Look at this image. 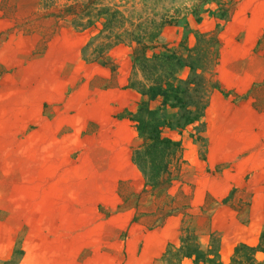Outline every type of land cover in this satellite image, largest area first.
Masks as SVG:
<instances>
[{"label":"crops","instance_id":"crops-1","mask_svg":"<svg viewBox=\"0 0 264 264\" xmlns=\"http://www.w3.org/2000/svg\"><path fill=\"white\" fill-rule=\"evenodd\" d=\"M231 1L209 74L216 88L202 118L204 156L190 135L194 125L162 129V136L180 141L196 183L208 184L200 192L212 201V224L223 213L232 216L223 226L231 233L222 237L225 248L256 245L264 226V0ZM3 3L0 120L18 122L0 144V263L16 247L22 251L17 264H120L123 244L163 249L168 220L155 230L145 217L135 220L153 198L145 195L144 176L133 161L140 139L133 117L146 98L129 85L131 48L119 44L104 63L86 61L81 51L87 33L65 27L67 37L50 40L46 53L59 42L52 58L33 60L28 74L10 72L13 65L1 58L10 25ZM206 20L198 26L201 33L216 27L209 19L203 28ZM176 31L163 27L160 43L172 47ZM188 74L185 66L176 77ZM161 102L156 98L150 107L168 117L176 113L162 110ZM135 230L137 237L122 242V233Z\"/></svg>","mask_w":264,"mask_h":264},{"label":"trees","instance_id":"trees-1","mask_svg":"<svg viewBox=\"0 0 264 264\" xmlns=\"http://www.w3.org/2000/svg\"><path fill=\"white\" fill-rule=\"evenodd\" d=\"M63 1V2H62ZM46 17L58 21H68L75 29H97V34L84 47L86 61L104 63L107 51L119 44L128 45L131 50L133 67L138 65L142 81L135 79L133 70L129 85L138 90L146 99L142 100L134 115V121L141 143L133 152V161L145 179L144 191L151 194L165 192L172 181L170 172L171 156L180 141L162 136V129H185L194 125L192 137L200 141L204 129L202 118L212 89L216 88L209 74L216 64L218 54L219 23L211 33L201 34L196 45L188 49L187 56L172 53L165 45L155 44L167 20L149 26L144 17L133 18L122 4L113 6L104 0H39ZM221 11V12H220ZM218 12L220 21H226V4ZM101 23V28L96 23ZM151 24H154L152 22ZM95 45L92 53L89 47ZM162 48L164 52H156ZM154 50L153 52H150ZM189 68V76L182 80L176 77L180 67ZM133 69V68H132ZM161 98L162 110L166 107L177 109L168 118H163L161 109H152L150 102ZM22 251L17 252L2 264H17ZM191 259L192 264H223L219 259L218 242L212 240L203 249L196 234L189 228L182 229L179 246L168 245L162 264H180L183 259ZM228 264H264V226L256 245L239 244L233 249Z\"/></svg>","mask_w":264,"mask_h":264},{"label":"rangeland","instance_id":"rangeland-1","mask_svg":"<svg viewBox=\"0 0 264 264\" xmlns=\"http://www.w3.org/2000/svg\"><path fill=\"white\" fill-rule=\"evenodd\" d=\"M104 3L110 6H113V4H122L123 6L120 9L127 10L130 16L132 14L133 18L144 17L147 21L154 22V24H151L152 22L148 23L149 26L155 25L162 20H167L168 24L164 27H175L178 31H176L178 40L176 39V43L168 48L169 51L166 54L171 55L175 53L182 56H187V50L196 45L197 38L201 34L211 33L216 29L215 27L211 31L208 29L201 33L198 26L202 23L203 18H207L204 24H202V26L204 25L203 28L209 27V19L216 20L217 26L220 23V15L218 13L220 9L225 4L228 9L232 6L231 0H104ZM6 5V16L9 17L10 25L4 35H6V38H9V41L3 46L2 54L4 55H1V58L8 65H13L10 72L20 70L28 74L30 72L28 71L29 65L31 64V67L34 65L33 60H38L37 62H39L40 60H46L49 56L52 58V54H55L56 48L59 47V42L52 50V54L46 53L50 48V40L55 34H57L58 40L67 37L64 35L66 33L64 30L65 27L82 32L81 30L75 29L68 21H55L52 17H46L44 10L39 5V0H6L3 6ZM32 8L33 12H31ZM96 26L101 28V23L97 22ZM83 33H87L88 38L85 43L87 45L97 34V29L89 27L83 30ZM189 43H191V46H189ZM155 44L162 45L159 39H157ZM95 45H97L96 42L89 47V53L94 51ZM31 47L32 50L30 52L29 49ZM15 50L19 52L17 55L8 54L10 51ZM83 51L84 48L81 51L82 58H84ZM153 51L151 50L150 52ZM160 51L164 52V49H156V52ZM38 57L39 59H37ZM138 69V65H135L132 70L135 79L142 81V75ZM162 116L163 118H168L166 112H163ZM17 122L14 121L10 124L7 120H0V144H4V139L7 138L6 133L9 134L10 132L8 131L15 129V123ZM32 128L33 125L30 124L26 129V134L30 133ZM193 132L195 133V128L190 127V135ZM137 143L139 145L141 139H138ZM27 147L28 145L26 144V151ZM200 147V154L203 157L202 141H200ZM172 153L170 163L172 181L170 186L165 192L150 194L151 192L146 191L145 193L147 194L145 195L149 196L150 194L151 197L149 198H153V200H150L142 209H139L138 213L140 215L135 219L137 222L140 216L145 217L149 222V230H155L161 227L168 220L169 242L163 249L154 246L142 247L140 245L133 247L130 244H123L120 249V264H162L161 258L168 245L179 246L180 236L184 228H189L196 234L203 249H207L212 240H216L218 242L219 259L223 264H228L233 249L239 245L237 244L229 248L222 247L224 243L222 237L231 234L229 231L224 230L223 226L231 221L232 216L223 213L212 224V201L203 194V191L200 192V189L204 186L207 187L208 184H203L202 182L201 184L196 183V179L193 178L192 168H187L186 161L182 158L181 143ZM198 186L200 188L196 191ZM226 201H223V203ZM237 204L239 206L241 202ZM138 233L139 230H135V234L132 232L131 234L127 232L122 233V242H125L128 236L135 235L137 237ZM164 234V232H159L158 236L160 237ZM106 250L109 253H116L117 249ZM19 251L21 250L17 247L14 249L15 254ZM143 260H146V262ZM180 264H192V261L191 259L185 258Z\"/></svg>","mask_w":264,"mask_h":264}]
</instances>
